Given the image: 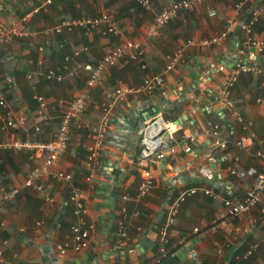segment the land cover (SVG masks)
<instances>
[{
  "label": "crops",
  "instance_id": "obj_1",
  "mask_svg": "<svg viewBox=\"0 0 264 264\" xmlns=\"http://www.w3.org/2000/svg\"><path fill=\"white\" fill-rule=\"evenodd\" d=\"M150 1L151 8L144 9L133 0H0V28L28 15L24 35L0 39V84L5 96V106L0 105V141L53 138L63 111L84 87L87 73L83 64H96L122 38L142 40L154 14L176 0ZM238 1L206 0L192 10L180 12L163 26L158 37L149 41L142 58L122 59L105 72L102 82L91 90L85 111L71 122L65 153L51 174L42 176L49 201L41 192L23 187L37 161L24 152L0 150V188L20 187L14 199L0 207V264H44V245H49L50 255L61 263L83 260L81 264H87L83 256L92 250L96 264H264V194L252 208L236 217L226 213L225 205L228 199H243L254 187L255 174L247 171L264 170L263 160L255 155L264 150V105L255 102L257 97L264 98V78L250 80L242 74L230 89L233 108L218 100L219 90L235 65L251 61L246 35L236 25L234 5ZM100 14L116 21L120 34L108 32L105 24L94 30L77 28L71 33L49 36L42 33L66 19ZM229 19H233L232 24ZM262 21L255 23L254 35L264 37V17ZM227 28L231 34L219 44H197ZM82 47L84 50L76 55L75 51ZM177 49L182 51L180 60L165 70L166 56ZM49 71L64 77L61 81L48 79L45 76ZM145 74H161L163 84L153 93L135 91L114 102L102 145L90 159L95 135L84 125L99 122L104 93L120 86L137 88ZM6 80L11 82V91L6 88ZM35 95H42L46 101L43 120L36 114ZM233 110L252 124L242 128ZM21 113L26 115L24 124L4 127L7 119L15 122ZM137 115H144L146 121L153 116L167 123L182 120L173 133L174 152L166 154L164 163L158 161L151 167L153 188L143 196L138 195L145 169L138 158L140 128L126 135L127 140L120 145L112 141L117 127L114 118L122 122L128 117L131 125L136 123ZM193 131L199 134L191 149L185 151L181 138ZM217 140H224L223 145ZM201 165L214 166L210 168L213 176L217 175V187L194 180L182 182L185 176L201 177ZM60 171L69 172L70 181L57 177ZM105 182L115 191L110 221V209L101 193ZM72 187L82 195L89 244L80 251L70 247L61 254L58 244L71 238L70 226L75 220L69 202ZM192 187L197 188L196 193L184 198L168 228L165 248L171 254L155 263L162 244L159 228L167 213L163 209L167 196L173 193L175 198ZM203 188L209 189L211 195ZM162 209V218L157 221ZM119 220L123 221L124 234ZM213 223L216 228L208 229ZM256 243L261 244L249 253ZM191 250H195V258L188 256Z\"/></svg>",
  "mask_w": 264,
  "mask_h": 264
},
{
  "label": "built area",
  "instance_id": "obj_2",
  "mask_svg": "<svg viewBox=\"0 0 264 264\" xmlns=\"http://www.w3.org/2000/svg\"><path fill=\"white\" fill-rule=\"evenodd\" d=\"M50 0H48L49 2ZM144 9L151 8L150 0H133ZM206 0H176L172 1L168 6L155 13L152 20L148 24L144 38L137 40L133 38H122L120 42L107 50L102 58L96 64L84 63L83 69L87 73L84 87L77 91L73 99L68 103L67 107L63 111L56 133L53 138L48 141L32 140V139H20L14 138L10 140L0 141V150H12L16 152H24L28 154L29 159L36 160L37 163L29 170V173L24 180L23 187L37 190L42 193L45 200H50V195L46 190V183L42 180V176L48 177L52 172V167L55 165L59 157H61L69 144L71 134V122L78 115L83 113L87 107L88 100L90 98V92L97 87L103 80L105 72L113 67L116 63L122 59L128 58L130 60H138L142 58L145 53L146 46L149 41L155 39L160 34L163 26L175 19L180 12L185 10H192L195 7L201 5ZM247 6L245 7V5ZM234 10L237 15V27L243 31L246 35V43L250 47L249 56L250 62L242 63L238 62L230 76L223 82L220 90L218 100L223 104L233 108V103L230 100V89L237 81L241 73L250 72L253 74L264 77V37L254 35L252 26L260 16H264V0H240L234 5ZM210 11V14H213ZM28 15L25 14L22 17L10 20L7 25L0 28V39L10 36H22L25 34L23 30V24ZM229 24L233 23V19L228 20ZM106 25V30L112 34H120L119 24L111 20L107 14H100L93 17H81L75 19H66L51 27L43 29L42 33L46 36L52 34H59L68 32L71 33L77 28H84L86 30L98 29L101 25ZM231 29L227 28L220 33L212 35L207 38L200 39L197 44L203 46L216 45L222 42L226 37L231 34ZM193 43V41H189ZM84 50L80 48L75 51L76 55ZM181 49H177L172 54L166 56L164 69H171L181 58ZM142 68H145V64H141ZM48 79H55L61 81L64 77L63 74L54 73L49 71L46 76ZM163 84V78L161 74H145L142 83L139 87L134 88L130 86L115 87L113 90L106 91L104 93V100L102 102L103 114L99 122L90 126L85 124L84 126L89 130L91 135H95L94 147L91 150L90 159L97 154V150L101 147L106 126L110 120V110L114 102L122 100L126 95L135 91H144L146 93H153L161 87ZM37 101L36 114L38 119L43 120L46 113V101L42 95L34 96ZM255 102L264 105V98L257 97ZM0 105L5 106V96L0 84ZM232 115L241 124L242 128L247 129L252 123L249 120L241 119V115L238 111L233 110ZM26 122V115L21 113L16 121L7 119L4 127H12L14 124H24ZM179 125H174L172 122L167 123L160 119V117H151L148 119L142 129L140 130V142L141 146L138 153L139 161L144 164L143 179L138 186V195L143 196L153 188V174L152 168L156 162L165 159L167 153L174 152V146L171 141L173 140V133L178 129ZM215 131L217 125H214ZM198 131H193L185 137L181 138V142L184 145L185 151H189L191 144L196 140ZM224 140H217V144L223 145ZM241 147H245L242 143H239ZM263 160L264 168V150L256 151V154ZM199 173L206 179H212L213 170L210 166H199ZM248 174H255V185L253 188L247 191L246 195L241 200L228 199L225 201L227 207V214L232 217L239 216L247 212L252 208L259 200L261 194H264V170L258 173L254 169L247 171ZM57 177L63 178L66 181H70L71 176L66 172H57ZM20 187L13 186L9 188H0V207L4 206L19 193ZM204 193L210 194L211 191L207 188L202 189ZM197 188L192 187L182 190L179 195L172 199L171 202L166 201L163 209L167 211L165 218L161 222L159 232L161 234L162 244L159 249V254L155 263H158L162 258L171 254L165 248V244L168 241V228L172 224L176 213L180 207V203L187 195L196 193ZM69 202L73 206L74 222L70 226L71 238L67 241L58 244V250L62 254L68 248H72L74 251H80L86 248L89 244V230L85 219V206L82 202V195L77 188L72 187ZM118 225L120 230L123 228V221L119 220ZM216 223L211 224L208 229L214 230ZM195 231L198 228L194 229ZM122 231V230H121ZM122 234L123 231H122ZM264 244V240L261 241ZM252 245V249L258 247L259 244ZM190 258L196 257L195 250L188 252Z\"/></svg>",
  "mask_w": 264,
  "mask_h": 264
},
{
  "label": "water",
  "instance_id": "obj_3",
  "mask_svg": "<svg viewBox=\"0 0 264 264\" xmlns=\"http://www.w3.org/2000/svg\"><path fill=\"white\" fill-rule=\"evenodd\" d=\"M146 117L143 116H136V123L129 125V119L128 117H124V121L120 122L119 120H117L116 118H114L113 122L117 123V127L115 129V134L112 137V141L114 144H121L122 141H126L127 140V136L129 135L132 131L137 130V128H140V130L142 129V127L144 126L145 122H146ZM174 125H180L182 123L181 118L176 119V121L172 122ZM123 129H125V131L123 132ZM140 133V131H139ZM122 150V148L120 149V151ZM164 159L162 160V163H164ZM115 163V162H114ZM210 167L212 169H214V166L210 165ZM104 178L107 179L108 175L105 173ZM191 181L194 180L195 182H199V183H206L208 185H212V186H218V181H217V175H214L212 177V179H206L204 177H199V175H189V176H185L182 178V182L184 181ZM113 185H118V182H114ZM102 190L101 193L103 194V198L104 201L106 203V206L110 209V214H109V219L108 221H110L113 216H114V198H115V191L112 190L110 183H104L102 184ZM105 188L108 189V191H105ZM162 214H163V209L157 214V221L160 220L162 218ZM57 221H55L53 223V228L56 227ZM153 231H156L157 229L154 227L152 228ZM49 236V235H47ZM147 242L151 243V241ZM142 244H148V243H142ZM42 252L44 253V259H45V263L44 264H81L83 263V260H79V261H71V263H61L59 261V259L57 257H52L50 255L51 250L49 245H44L41 247ZM90 255V256H89ZM83 258L87 259L89 263L87 264H96V260L97 257L95 256V254H93V251H89L85 256H83Z\"/></svg>",
  "mask_w": 264,
  "mask_h": 264
},
{
  "label": "trees",
  "instance_id": "obj_4",
  "mask_svg": "<svg viewBox=\"0 0 264 264\" xmlns=\"http://www.w3.org/2000/svg\"><path fill=\"white\" fill-rule=\"evenodd\" d=\"M263 17L264 16H260L257 20H256V22L255 23H257V22H263L262 20H263ZM255 23H254V25L252 26V29H253V27L255 26ZM242 74H246V75H248V77H249V79L250 80H256V79H259L260 80V78L262 79V78H264V77H262V76H260V75H257V74H253V73H250V72H245V73H241L240 75H239V77L242 75ZM238 77V78H239ZM11 82L9 81V80H6V88L7 89H11ZM11 91V90H10ZM220 122H222V119H220ZM172 194L173 193H171V194H169L168 196H167V201L168 202H171L172 201ZM66 208H67V206H66ZM162 222V221H161ZM159 227V226H158Z\"/></svg>",
  "mask_w": 264,
  "mask_h": 264
}]
</instances>
